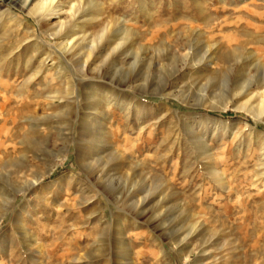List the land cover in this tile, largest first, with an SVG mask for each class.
I'll use <instances>...</instances> for the list:
<instances>
[{"label": "rangeland", "instance_id": "1", "mask_svg": "<svg viewBox=\"0 0 264 264\" xmlns=\"http://www.w3.org/2000/svg\"><path fill=\"white\" fill-rule=\"evenodd\" d=\"M75 1L81 11L95 4L91 13L99 20L80 15L63 29L84 31L94 43L85 82L86 56L77 49L59 54L60 40L45 20L37 23L18 7L14 18L0 19V82L10 84L0 91V171L27 157V172L48 170L44 182L53 183L41 199L18 194L13 211L29 212L22 221L39 245L14 231L0 264H35V251L39 264H183L170 236L186 237L180 252L206 251L191 254L195 264H264V120L255 123L248 110L263 89L264 0ZM190 49L195 58L211 49L218 62L174 64ZM53 57L63 67L60 78ZM138 84L143 92L134 93ZM77 89L78 99L70 100ZM88 114L103 123V135L89 131L82 139ZM70 120L74 142L65 140L64 148ZM91 156L114 177L120 202L97 194L96 180L79 181L86 177L82 159ZM147 196V214L136 218L133 201ZM73 255L82 259L71 262Z\"/></svg>", "mask_w": 264, "mask_h": 264}, {"label": "bare ground", "instance_id": "2", "mask_svg": "<svg viewBox=\"0 0 264 264\" xmlns=\"http://www.w3.org/2000/svg\"><path fill=\"white\" fill-rule=\"evenodd\" d=\"M75 2H76L75 0H67V1L66 0H0V19L5 18V19L10 20V19L14 18L15 16L12 14L11 10L15 7H18L22 10H25L28 14L34 16L37 23H40L41 20H45L46 24L48 25L50 35L58 37V39L60 40V43L57 45L58 47H56V48H58L59 54H61L63 57H65L68 52H72V51L74 52V50L77 49L78 51H81L82 56H86V58H84L85 61L83 60L84 61L83 64H80V73L83 76L81 78V80L85 82L88 79L86 77L88 67L92 63V60H90V57H92L91 55L94 52V47H95L94 43H92V41H91L92 44L89 45L90 40L88 41V39H90V37H89L90 34H87L84 31L75 30V32L74 31L73 32H69V31L65 32L67 30L63 31V29L66 27V24L68 22L80 18V15H81V17L85 16V15L86 16L90 15L91 17L90 16H88V17H89V20H92V21L93 20L99 21V20H98L97 16H95L94 14L91 13V11L93 10V8L91 6H95V4H93L92 2H90V3L88 2L90 4V7L87 9L85 8L84 10L82 9V11H81L80 10L81 5L77 4ZM65 5H67V6H65ZM65 7H66V9L68 7V9H67V11L65 9V11H66L65 14H67V15L65 17L66 19L63 20L61 15H62L63 9ZM100 11H101L100 15H102L103 14L102 10L99 9L97 12H100ZM88 12H89V14H88ZM53 16L58 17L59 21L51 24L50 23V17H53ZM100 37L98 39H100ZM95 40H96V38H95ZM96 41H95V43H96ZM93 42H94V40H93ZM119 46H117V47H119ZM192 53L193 52H191V49H190V51H187L185 53H179L178 56L177 55L174 56V58H173L174 64L177 62V59H181V60L189 59L190 61L194 62V64H201V63H205V62H210L211 64H216L218 62V56L216 55V53H212L211 49H208V51L205 52V54H203L200 57H196V58L192 56ZM49 56H50V53H46V58L45 59L43 58V61L41 62L40 66H39L38 74H40L41 71L46 67V61H47V58ZM51 61H52V63L50 64V67L55 70V73L58 75L56 77L60 78L62 76V73H63V67L58 62V59H55L53 57V59L51 58ZM224 64L227 66H230L228 60L227 61L224 60ZM35 74H36V72H35ZM31 75H29V77L24 78L23 85H26L33 80ZM0 79H1V73H0ZM70 84H71V82H70ZM259 84H261L260 86L258 85L259 89H261V88H263V89L258 90L255 94L252 95V98L258 97V101L256 98L257 103L255 105L253 104L254 106H252L250 109L248 107V110L250 111V114H251V118L253 119V121L255 123H259L260 121L264 120V77L259 82ZM122 86L126 87L127 83L123 84ZM143 87L144 86L142 84H138L136 87H132L131 89L134 91V93H138V92H143ZM9 88H10L9 83L0 82V91H2V92L8 91ZM90 89H91V87H89L88 85L85 87V90L88 91V92H86V95L89 97L88 99L94 98L96 100V94H95V92L92 91L93 88H92V90H90ZM71 94H72V92H71ZM78 97H79V94H78V89H77L73 92V95L71 96L70 100L78 99ZM47 98L55 99L57 97H47ZM122 98H123V96H122ZM122 98H119V99L114 98L113 100L116 101V103H119L124 107L127 106L128 108H130L131 105L134 104L132 99L131 100H125ZM89 101H91V100H89ZM96 101H97V105H98L100 103V100H96ZM96 110H98L97 106H96ZM94 111H95V108H94ZM107 115L108 114L105 113L102 120H104L107 117ZM87 116L88 117H86V118H88V119H86V118L83 119L84 125L83 126L81 125V127H80V136L82 137V139L85 138V133L89 132V131L96 132L100 136L103 135V132H104L103 123L102 122H100V124L98 122L96 123V121H94V115L93 114H88ZM69 122H70L69 129L71 130V132L65 133L64 139H62L63 140L62 146L64 148H66V143L64 142L65 140L69 141L68 144H71L72 142H74L73 141L74 140V131H73L74 121L70 120ZM103 143H104V141L100 140V141H98L97 144L102 145ZM92 148L89 146V152L91 151ZM5 151L7 152V149ZM6 152H3V153H6ZM86 153H88V152H86ZM0 156H1V154H0ZM36 159L38 161L44 160L41 158V156H39V154L35 155V160ZM101 159L102 158L94 159L92 156L86 157L85 159H82L86 162V163L84 162L85 164L83 165L85 172H86V177L79 178V181L80 182L81 181L89 182V181H91V179L96 180L97 182L100 183V185H102V190L97 191L96 192L97 194H99L100 192H104L108 196V198L113 196V198L116 202H120L121 198H120V196H118L120 193L117 192V190H116L117 188L115 189V186L113 185V182H114L113 178L114 177H112L111 175H108L106 171L102 170L100 172L96 168L98 165H101L99 163V161ZM17 161H16V163L7 166V168H5L4 171H2V170L0 171V180H1L0 181L1 182L0 183V228H1V224L3 222V219L6 216L7 217L12 216L11 222H10L11 225L9 224L10 225L9 229L2 231L0 234V253L5 251L4 245L7 243L9 237L11 239L13 238L11 233L14 231L20 236L21 239L25 240V242H26L25 244H29L32 246H33V244L39 245V243H37V241L35 239L32 240L33 237L31 238L27 227L24 225V223L22 221L23 215L28 214L29 212L25 209H22L20 213H17V212L13 211V207H14L15 202L18 199L19 193H23L26 196H28L32 192H36V193H38V199H39L41 197V194L44 191H46L47 189H50L53 185V183L47 185L44 182V177L48 173V170H44L42 172L40 171L38 173H34V172L28 173L27 170H30L33 165L29 163V160L27 159V157H21ZM17 178H19V180ZM129 180H130V178H129ZM139 180H141V179H139ZM59 181H61V180H59ZM118 189H119V187H118ZM150 195H152V194H150ZM147 198H149V197L147 196L144 198H139L137 201H133V205H135L134 209H137V211L135 210V212H134V215L136 216V218H139L141 216H145V214H147L146 211L143 209L144 208L143 206L145 205V201L148 200ZM130 199H131V197H130ZM122 202H123V200H122ZM185 212H183V213H185ZM157 225L161 226L160 224H157ZM196 227L197 226H195V228ZM193 233L194 232H192V234ZM167 238H168L169 244H171V245L176 244V248H173V250L179 255L180 260L182 261L183 264H195V261L191 260V254L193 252H198V254H200V255L206 252V251L204 252L201 248H198L197 246L189 248L186 251L184 250V251L180 252V249L178 247L183 246L182 243L186 240V237H182L180 240L176 239L175 237H172V236L167 237ZM26 249L31 250V249H28V247ZM38 253H39V251L31 252V259L35 262V264L40 263L39 260L36 259V256ZM81 259H82V257H80L79 255H73L72 257H70L71 262L78 261ZM54 261H56V260H54Z\"/></svg>", "mask_w": 264, "mask_h": 264}]
</instances>
